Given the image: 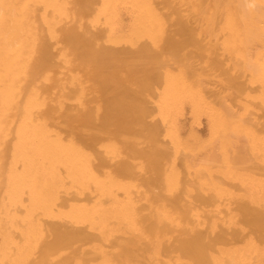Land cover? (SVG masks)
<instances>
[{
  "label": "bare ground",
  "instance_id": "6f19581e",
  "mask_svg": "<svg viewBox=\"0 0 264 264\" xmlns=\"http://www.w3.org/2000/svg\"><path fill=\"white\" fill-rule=\"evenodd\" d=\"M0 264H264V0H0Z\"/></svg>",
  "mask_w": 264,
  "mask_h": 264
},
{
  "label": "clouds",
  "instance_id": "9594fccd",
  "mask_svg": "<svg viewBox=\"0 0 264 264\" xmlns=\"http://www.w3.org/2000/svg\"><path fill=\"white\" fill-rule=\"evenodd\" d=\"M258 7V0H244V8L246 11H253Z\"/></svg>",
  "mask_w": 264,
  "mask_h": 264
}]
</instances>
